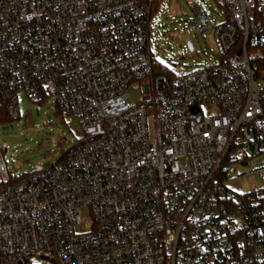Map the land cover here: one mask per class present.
Masks as SVG:
<instances>
[{
	"label": "built area",
	"instance_id": "built-area-1",
	"mask_svg": "<svg viewBox=\"0 0 264 264\" xmlns=\"http://www.w3.org/2000/svg\"><path fill=\"white\" fill-rule=\"evenodd\" d=\"M215 3L219 59L175 75L158 0H0V108L51 101L84 132L16 179L0 150V264H264V0Z\"/></svg>",
	"mask_w": 264,
	"mask_h": 264
},
{
	"label": "rangeland",
	"instance_id": "rangeland-1",
	"mask_svg": "<svg viewBox=\"0 0 264 264\" xmlns=\"http://www.w3.org/2000/svg\"><path fill=\"white\" fill-rule=\"evenodd\" d=\"M194 6L210 17L211 29L204 33L188 31V23L195 15ZM222 11L215 0H160L156 16L159 25L156 36L160 42H153L151 47L157 70L179 75L216 62L221 55V47L215 29L223 22ZM189 43L193 44L194 51ZM129 93L130 102H138L140 91L130 89ZM18 97L20 120L0 124V150L11 179L55 164L64 152L84 137L79 121L74 119L68 124L51 101L37 104L24 95ZM246 173L250 175L249 168ZM258 184V178L254 176H245L238 181V186L245 193ZM82 216H87L85 209Z\"/></svg>",
	"mask_w": 264,
	"mask_h": 264
},
{
	"label": "trees",
	"instance_id": "trees-1",
	"mask_svg": "<svg viewBox=\"0 0 264 264\" xmlns=\"http://www.w3.org/2000/svg\"><path fill=\"white\" fill-rule=\"evenodd\" d=\"M160 3V0H158V4ZM12 121L10 117L7 114V111L4 108H0V124H5ZM69 150V149H68ZM67 150V151H68ZM66 151V152H67ZM64 152V154L66 153ZM64 154L62 155L64 157ZM62 159V158H61Z\"/></svg>",
	"mask_w": 264,
	"mask_h": 264
},
{
	"label": "water",
	"instance_id": "water-1",
	"mask_svg": "<svg viewBox=\"0 0 264 264\" xmlns=\"http://www.w3.org/2000/svg\"><path fill=\"white\" fill-rule=\"evenodd\" d=\"M189 47H190L191 50H194V47H193L192 43H189ZM5 153H7V150H5Z\"/></svg>",
	"mask_w": 264,
	"mask_h": 264
}]
</instances>
